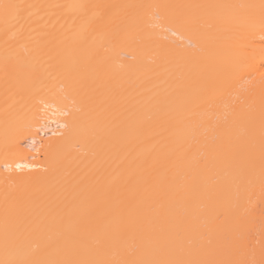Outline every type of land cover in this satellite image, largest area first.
<instances>
[{
    "label": "bare ground",
    "instance_id": "1",
    "mask_svg": "<svg viewBox=\"0 0 264 264\" xmlns=\"http://www.w3.org/2000/svg\"><path fill=\"white\" fill-rule=\"evenodd\" d=\"M263 3L0 0V264H264Z\"/></svg>",
    "mask_w": 264,
    "mask_h": 264
},
{
    "label": "rangeland",
    "instance_id": "2",
    "mask_svg": "<svg viewBox=\"0 0 264 264\" xmlns=\"http://www.w3.org/2000/svg\"><path fill=\"white\" fill-rule=\"evenodd\" d=\"M264 4V3H263ZM127 5V4H126ZM126 5H125V7H126ZM128 6V5H127ZM154 6V5H153ZM153 6H152V9H153ZM129 7V6H128ZM262 7V6H261ZM132 9L134 8V7H131ZM131 8L129 7V8H126V9H128L129 11L131 10ZM148 8V7H147ZM135 9V8H134ZM154 10V9H153ZM105 24H107L108 26H107V29H110L114 24H113V22H108V23H105ZM105 24H103V26L105 25ZM102 25V24H101ZM259 36V35H258ZM258 37H255V36H251L249 39L250 40H252V41H254V40H256ZM259 63H258V65H257V67L256 66H252L251 65V67H249L248 69H247V72H248V75L249 76H251V77H255L258 73H264V57L263 58H261V60L260 61H258ZM252 72H251V71ZM251 72V73H250ZM240 76V75H239Z\"/></svg>",
    "mask_w": 264,
    "mask_h": 264
}]
</instances>
